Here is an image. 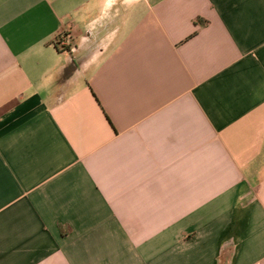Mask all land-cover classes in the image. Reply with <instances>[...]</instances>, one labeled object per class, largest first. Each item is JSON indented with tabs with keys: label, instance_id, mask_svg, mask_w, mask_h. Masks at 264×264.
Listing matches in <instances>:
<instances>
[{
	"label": "crops",
	"instance_id": "obj_1",
	"mask_svg": "<svg viewBox=\"0 0 264 264\" xmlns=\"http://www.w3.org/2000/svg\"><path fill=\"white\" fill-rule=\"evenodd\" d=\"M0 264H264V0H0Z\"/></svg>",
	"mask_w": 264,
	"mask_h": 264
},
{
	"label": "built area",
	"instance_id": "obj_2",
	"mask_svg": "<svg viewBox=\"0 0 264 264\" xmlns=\"http://www.w3.org/2000/svg\"><path fill=\"white\" fill-rule=\"evenodd\" d=\"M64 35V36H63ZM62 37L59 38L58 40V46L59 47H65L67 45H69L70 43V35L67 34H63ZM73 47H71L72 49Z\"/></svg>",
	"mask_w": 264,
	"mask_h": 264
}]
</instances>
